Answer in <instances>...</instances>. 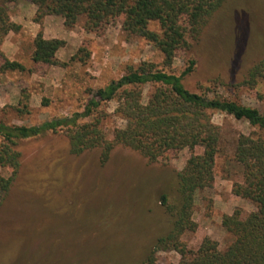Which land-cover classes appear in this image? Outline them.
Here are the masks:
<instances>
[{
    "label": "trees",
    "instance_id": "trees-1",
    "mask_svg": "<svg viewBox=\"0 0 264 264\" xmlns=\"http://www.w3.org/2000/svg\"><path fill=\"white\" fill-rule=\"evenodd\" d=\"M29 1L37 7L34 22L40 27L47 16L62 17L68 29L82 21L88 33H99L120 21L127 38L146 40L164 59L162 68L152 62L128 66L120 79L91 94L83 112L71 117L40 126L0 121V168H9L11 173L8 178L0 175V202L20 175V145L48 135L61 134L68 142L71 156L99 152L102 166L110 162L118 147L140 155L149 165L162 167H168L174 155L184 150L190 156L181 171L164 177L166 184L156 196L148 193L145 205L139 209L140 220L145 217L148 223L124 221L125 203L129 201L118 204L122 205L119 208L117 204H105L94 213L101 226L94 235L105 238L100 247L96 243L79 254L64 253L61 237L60 240L50 238L46 233L45 241L28 264H158L160 252L178 255L176 264H264V113L242 104L238 97L223 96L208 86L197 90L188 88L186 80L197 67L192 54L183 72L178 73L174 68L178 52L191 51V42L201 38L227 0ZM154 24L159 30L151 29ZM21 30L22 26L12 21L9 8L0 5V75L16 71L36 74L41 65H60L56 56L66 42L46 39L42 31L34 39L33 69L27 70L22 63L8 59L2 45L8 35ZM84 58H90V52L82 46L72 60L85 61ZM262 80L264 59L250 69L245 81L230 89H254ZM111 102L116 103L114 116L122 126L107 132L103 122L109 116L104 105ZM28 109L29 105L25 104L17 112ZM216 114L232 117L255 129L249 134L234 136L230 142L232 156L227 153L223 127L214 123ZM224 156L228 179L240 175V181L233 182V196L249 201L256 209L250 213L236 209L231 215H222V227L231 237L224 249L210 237L190 247L185 236L195 234L199 228L194 220L196 200L200 196L206 199L207 192L214 189L216 162ZM137 189L134 200L139 194ZM4 208L5 204H0V211ZM72 216L73 212L65 222H77L84 217L80 212ZM139 224L145 232L134 253L123 255L119 244H107L109 238L104 233L109 227L122 228L127 237L136 232ZM49 241L52 245L48 247Z\"/></svg>",
    "mask_w": 264,
    "mask_h": 264
},
{
    "label": "rangeland",
    "instance_id": "rangeland-1",
    "mask_svg": "<svg viewBox=\"0 0 264 264\" xmlns=\"http://www.w3.org/2000/svg\"><path fill=\"white\" fill-rule=\"evenodd\" d=\"M0 5L9 8L12 21H20L25 26L16 34L22 48L16 61L25 65L27 70L35 67L32 54L37 28L47 39L66 42L65 48L56 56L60 65H41L36 74L16 71L0 75L2 122L40 126L71 117L83 112L91 94L120 79L128 66L152 62L162 68L163 55L144 39L127 38L120 21L99 33H88L83 29L82 21L75 28L68 29L62 17L47 16L40 27L34 22L37 7L29 0H0ZM151 29L159 30V27L154 24ZM191 44V51L178 52L174 63L175 70L181 73L188 66L189 55L195 57L197 67L186 80L188 88L197 90L200 86H208L223 96L238 97L242 104L264 113V80L254 89H230L245 81L250 69L264 59V0H227L201 38ZM82 46L88 49L90 58L72 60ZM25 104L29 105L28 111L17 112ZM115 108V102L104 105L109 116L103 122L107 132L122 126L114 116ZM214 123L224 129L229 156L233 153L230 142L236 134L255 131L249 124L221 114L214 116ZM19 149L22 154L20 175L0 202L5 204L0 211V264H28L45 241L46 233L50 238L60 240L61 237V252L64 250V253H82L90 244L97 243L100 247L105 238L94 235L101 229L94 215L98 208L129 201L125 203L124 221L140 220L139 209L145 205L148 193L156 196L166 184L164 177L181 171L190 156L189 151L184 150L174 155L168 167H162L149 165L140 155L118 147L110 162L102 166L99 152L71 156L68 142L61 134L21 144ZM225 167V156L219 157L214 189L207 192L206 199L200 196L196 200L194 220L199 228L195 234L185 236L190 247L210 237L218 242L220 249H224L231 237L222 227V215H231L236 209L246 213L256 209L249 201L233 196V182L240 181V175L229 180ZM0 175L8 178L10 169L0 168ZM135 188L139 192L136 200ZM71 212L72 217L77 212L84 217L77 222H65ZM141 218L140 223H148L145 217ZM107 230L104 233L109 238L107 244H119L123 255L136 251L145 232L142 224L127 237L118 226ZM51 245L52 241H49L47 246ZM178 259L173 252L158 254V264H176Z\"/></svg>",
    "mask_w": 264,
    "mask_h": 264
},
{
    "label": "crops",
    "instance_id": "crops-1",
    "mask_svg": "<svg viewBox=\"0 0 264 264\" xmlns=\"http://www.w3.org/2000/svg\"><path fill=\"white\" fill-rule=\"evenodd\" d=\"M15 22V21H13ZM17 24L21 25L23 29H25V26L22 22L18 21ZM37 34L39 33V29L37 28ZM36 35L33 36V39H35ZM46 38V37H45ZM47 39V38H46ZM2 51L5 53L6 57L10 59L11 61H16L17 56L19 55V52L22 51L19 38L16 34H10L5 39L3 45H2Z\"/></svg>",
    "mask_w": 264,
    "mask_h": 264
}]
</instances>
